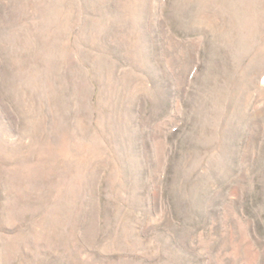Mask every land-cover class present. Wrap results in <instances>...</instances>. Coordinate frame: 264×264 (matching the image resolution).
I'll list each match as a JSON object with an SVG mask.
<instances>
[{
  "label": "rangeland",
  "instance_id": "1",
  "mask_svg": "<svg viewBox=\"0 0 264 264\" xmlns=\"http://www.w3.org/2000/svg\"><path fill=\"white\" fill-rule=\"evenodd\" d=\"M0 264H264V0H0Z\"/></svg>",
  "mask_w": 264,
  "mask_h": 264
}]
</instances>
